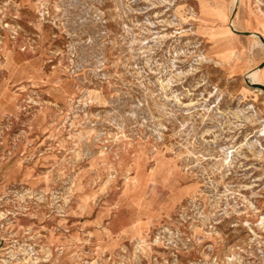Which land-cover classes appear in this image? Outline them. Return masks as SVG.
I'll use <instances>...</instances> for the list:
<instances>
[{
    "label": "rangeland",
    "instance_id": "obj_1",
    "mask_svg": "<svg viewBox=\"0 0 264 264\" xmlns=\"http://www.w3.org/2000/svg\"><path fill=\"white\" fill-rule=\"evenodd\" d=\"M259 36L264 0H0V264H264Z\"/></svg>",
    "mask_w": 264,
    "mask_h": 264
},
{
    "label": "bare ground",
    "instance_id": "obj_2",
    "mask_svg": "<svg viewBox=\"0 0 264 264\" xmlns=\"http://www.w3.org/2000/svg\"><path fill=\"white\" fill-rule=\"evenodd\" d=\"M259 39H260V41L263 43L264 42V39L261 37V36H259ZM264 44V43H263ZM264 86V85H263ZM259 87V86H258ZM261 88V87H260Z\"/></svg>",
    "mask_w": 264,
    "mask_h": 264
},
{
    "label": "water",
    "instance_id": "obj_3",
    "mask_svg": "<svg viewBox=\"0 0 264 264\" xmlns=\"http://www.w3.org/2000/svg\"><path fill=\"white\" fill-rule=\"evenodd\" d=\"M262 63L258 66V67H261ZM259 87H261L263 90H264V86L263 85H257Z\"/></svg>",
    "mask_w": 264,
    "mask_h": 264
}]
</instances>
